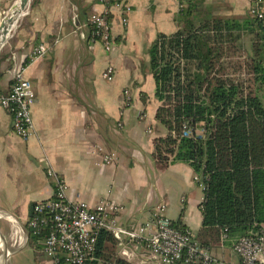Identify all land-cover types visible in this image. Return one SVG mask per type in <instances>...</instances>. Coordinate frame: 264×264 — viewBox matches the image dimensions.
<instances>
[{"label":"crops","instance_id":"obj_1","mask_svg":"<svg viewBox=\"0 0 264 264\" xmlns=\"http://www.w3.org/2000/svg\"><path fill=\"white\" fill-rule=\"evenodd\" d=\"M192 1L200 2L203 16L240 22L253 17L251 0ZM109 2L130 5L131 11L125 25L122 10L111 5L114 43L107 51L90 38L89 20L106 10ZM179 15V0L34 1L0 58L3 94L22 69L36 92V134L27 140L14 133L11 114L0 105L1 214L28 219L32 202L52 197L54 182L47 173L51 167L65 179L74 199L91 206L113 202L124 226L152 223L158 204L165 203L171 220L181 218L194 236L198 234L204 198L195 195L200 185L193 168L181 161L158 166L153 154L158 136L146 138L139 129L149 115L146 132L153 133L160 124L155 119L159 102L148 49L160 32L178 30ZM243 37L245 53L252 54L253 35L245 32ZM40 44L47 45L48 51L35 56ZM110 66L112 80L104 76ZM125 89L130 91L129 99ZM166 134L167 129L161 135ZM105 155L113 156V161L105 163ZM0 235L7 239L1 228ZM124 249L128 255L122 253ZM209 249L223 264L240 262L234 238ZM97 264L159 263L145 245L126 240Z\"/></svg>","mask_w":264,"mask_h":264},{"label":"trees","instance_id":"obj_2","mask_svg":"<svg viewBox=\"0 0 264 264\" xmlns=\"http://www.w3.org/2000/svg\"><path fill=\"white\" fill-rule=\"evenodd\" d=\"M179 11L178 30L160 32L148 49L159 102L155 119L167 129L154 138L153 154L160 167L188 163L206 184L195 237L211 247L224 229L235 242L264 228V26L255 17L203 16L192 0ZM245 32L253 35L252 54L244 51ZM1 78L0 72V95ZM185 125L191 136L184 135ZM36 202L25 225L38 264H45L42 244L28 228ZM180 219L174 224L193 235ZM117 243L101 231L90 264L113 255Z\"/></svg>","mask_w":264,"mask_h":264},{"label":"built area","instance_id":"obj_3","mask_svg":"<svg viewBox=\"0 0 264 264\" xmlns=\"http://www.w3.org/2000/svg\"><path fill=\"white\" fill-rule=\"evenodd\" d=\"M100 1L104 3L108 0ZM187 1L179 0V9L184 8ZM251 1L250 13L264 26V0ZM113 4L122 10V21L126 25L131 6L121 2ZM111 5L109 2L106 10L93 14L89 20L90 38L100 41L107 51L111 50L114 43ZM47 51L48 46L40 44L35 48L34 55L42 56ZM113 73L114 68L110 66L104 76L112 80ZM124 93L129 99L130 91L125 89ZM35 101L33 83L24 75L23 69L13 76L10 90L0 95V105L12 116L14 133L25 140L36 134L33 117ZM183 133L191 136L192 131L185 125ZM113 159L111 155L103 157L105 163H111ZM47 173L54 182L53 195L34 204L28 228L38 237L49 264H90L95 257L101 231L111 232L121 244L131 240L137 245H145L159 264H223L209 247L201 245L194 235L174 224L165 214V203L158 204L152 223L138 227L124 226L118 221L117 207L113 202L91 206L86 201L74 199L63 177L51 167ZM195 181L206 190V184L199 181L197 175ZM227 240L229 236L227 229H224L221 244ZM234 251L240 259L239 264H264V228L235 241ZM122 253L128 255L126 249Z\"/></svg>","mask_w":264,"mask_h":264},{"label":"rangeland","instance_id":"obj_4","mask_svg":"<svg viewBox=\"0 0 264 264\" xmlns=\"http://www.w3.org/2000/svg\"><path fill=\"white\" fill-rule=\"evenodd\" d=\"M15 1L16 0L0 1V4H1L0 5L1 6V8H0V29H2L3 24L6 22V20L10 16V12H11L10 10L13 9L12 7H13V4ZM34 1L35 0H30L31 3H29L30 5H29L28 13L30 12L32 4L34 3ZM8 10L10 11L9 13L7 12ZM23 15L19 19V23L17 24L15 30L13 29L14 31L10 35H8V37L4 43V46L2 48L3 49L2 51H6V47L9 45V43L11 41V37L14 36V33L16 32L19 25L24 21L27 14L24 17H23ZM2 53H4V52H2ZM0 58H1V56H0ZM3 66L0 65L1 68ZM149 117H150V115L148 116V118H146L142 122V124H139L141 127H143L142 129L141 128H139V129H140V131H142V135L144 137L149 138L150 136H159L162 133L166 132V128L164 126H162V124H158V126L154 128L153 133L146 132V128H147V125H148V122L150 119ZM131 186H132V181H131ZM195 195L198 198H200L201 201L204 198V191L198 185L196 186ZM26 221H27V219H21L19 217H12L11 221L0 219L1 232L7 238V239H4L0 235V244L2 242H5V240H6V246L11 251V254L9 256L7 264H38V262L36 260V256H37L36 251H35L34 247L31 244H29L28 239H27V228L25 225ZM13 231H14V236L12 235ZM11 242H13V243H11ZM0 251H1V249H0ZM0 256H1V253H0Z\"/></svg>","mask_w":264,"mask_h":264},{"label":"bare ground","instance_id":"obj_5","mask_svg":"<svg viewBox=\"0 0 264 264\" xmlns=\"http://www.w3.org/2000/svg\"><path fill=\"white\" fill-rule=\"evenodd\" d=\"M29 3H31L30 0H17L16 3L12 7L13 9L10 10L11 11L10 16L8 17L6 22L3 24L2 29H0V52L4 46V43H5L8 35H10L15 30L17 24L19 23V19L21 18V16L23 14L25 15L26 13H28L29 5H30ZM24 15H23V17H24ZM0 218L5 219L7 221L12 220V217L1 214V213H0ZM12 235L14 236V231H13ZM11 243H13V242H11ZM0 249H1V251H0V253H1L0 264H7L6 259H9L11 251L6 246V240H5V242H2L0 244Z\"/></svg>","mask_w":264,"mask_h":264},{"label":"water","instance_id":"obj_6","mask_svg":"<svg viewBox=\"0 0 264 264\" xmlns=\"http://www.w3.org/2000/svg\"><path fill=\"white\" fill-rule=\"evenodd\" d=\"M7 12L9 13L10 11L8 10ZM26 14H28V13H26ZM26 14H25V15H26ZM25 15H24V16H25ZM2 50H3V49H2ZM2 50H1V52H0V56H1L2 52H3Z\"/></svg>","mask_w":264,"mask_h":264}]
</instances>
